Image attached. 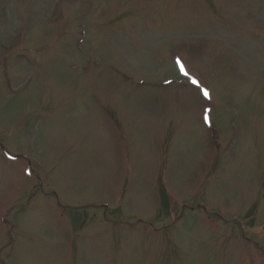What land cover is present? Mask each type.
Listing matches in <instances>:
<instances>
[{
	"label": "rangeland",
	"instance_id": "rangeland-1",
	"mask_svg": "<svg viewBox=\"0 0 264 264\" xmlns=\"http://www.w3.org/2000/svg\"><path fill=\"white\" fill-rule=\"evenodd\" d=\"M0 264H264V0H0Z\"/></svg>",
	"mask_w": 264,
	"mask_h": 264
},
{
	"label": "snow or ice",
	"instance_id": "snow-or-ice-1",
	"mask_svg": "<svg viewBox=\"0 0 264 264\" xmlns=\"http://www.w3.org/2000/svg\"><path fill=\"white\" fill-rule=\"evenodd\" d=\"M192 82H193L194 84H198V82H197V81H195V80H193ZM204 94H205V96H207V95H208L207 91H205V93H204Z\"/></svg>",
	"mask_w": 264,
	"mask_h": 264
}]
</instances>
